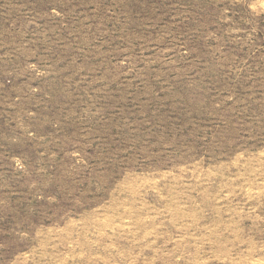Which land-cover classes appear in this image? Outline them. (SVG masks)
Wrapping results in <instances>:
<instances>
[{
    "label": "rangeland",
    "instance_id": "374dc122",
    "mask_svg": "<svg viewBox=\"0 0 264 264\" xmlns=\"http://www.w3.org/2000/svg\"><path fill=\"white\" fill-rule=\"evenodd\" d=\"M0 264H264V0H0Z\"/></svg>",
    "mask_w": 264,
    "mask_h": 264
}]
</instances>
